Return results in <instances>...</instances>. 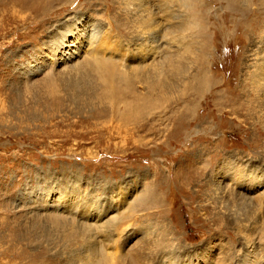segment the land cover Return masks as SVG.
Instances as JSON below:
<instances>
[{
	"label": "rangeland",
	"instance_id": "rangeland-1",
	"mask_svg": "<svg viewBox=\"0 0 264 264\" xmlns=\"http://www.w3.org/2000/svg\"><path fill=\"white\" fill-rule=\"evenodd\" d=\"M249 252L264 257V0H0V264Z\"/></svg>",
	"mask_w": 264,
	"mask_h": 264
},
{
	"label": "bare ground",
	"instance_id": "bare-ground-1",
	"mask_svg": "<svg viewBox=\"0 0 264 264\" xmlns=\"http://www.w3.org/2000/svg\"><path fill=\"white\" fill-rule=\"evenodd\" d=\"M184 1V3L185 4H187L188 3V1L189 0H183ZM227 1V4H228V6L231 8H233L234 6H236V4L240 1V0H226ZM258 1H263V0H258ZM242 2V1H241ZM74 2H72V4H73ZM237 7H238V5H237ZM80 10H81V6L79 5L78 7H77V9H76V11H78L77 13H76V16H78L80 13ZM233 11V10H232ZM237 11V10H236ZM243 13V12H242ZM237 15H238V13H237ZM231 16V18L232 19H234L235 17H234V15H230ZM77 25H79L80 26V22H77ZM229 37V36H228ZM79 44H82V43H79ZM165 44H167V45H170V46H172V44H173V42L171 41V39H168V42H166V41H162L161 43L159 42V43H157V41H153V43H150V45H154V48L155 49H158V48H165L164 47V45ZM97 45V44H96ZM96 45H95V42H91V43H89V45H88V47H87V52L89 53V54H91L92 53V51H94L95 50V48H96ZM67 47H70L69 45H66V48ZM79 47V46H78ZM75 51H76V46H75ZM74 51V52H75ZM71 58V57H70ZM218 73V72H217ZM216 74V73H215ZM214 75V74H213ZM218 76V75H217ZM207 77H209V76H207ZM196 131V130H195ZM196 133H197V131H196ZM190 134V133H189ZM191 135V134H190ZM245 181H246V179H244ZM249 186V189L250 190H252V191H256V190H258V188L260 187V185H258L257 187L256 186H254V185H251V184H249L248 185ZM244 261H246V264H264V257L263 258H258L257 257V255L255 254H252L251 252H249L247 255H246V257H245V259H244ZM164 264H167V263H164ZM170 264V263H169Z\"/></svg>",
	"mask_w": 264,
	"mask_h": 264
}]
</instances>
